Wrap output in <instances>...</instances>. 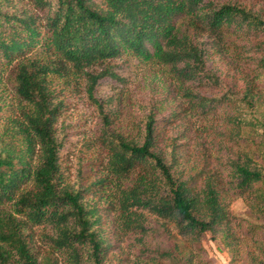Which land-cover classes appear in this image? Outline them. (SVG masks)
Wrapping results in <instances>:
<instances>
[{"label":"trees","instance_id":"trees-1","mask_svg":"<svg viewBox=\"0 0 264 264\" xmlns=\"http://www.w3.org/2000/svg\"><path fill=\"white\" fill-rule=\"evenodd\" d=\"M183 17L213 34L260 40L255 62L264 71V17L239 3L0 0V96L8 95V79L18 99L15 115L0 123V264H106L110 244L101 232L103 214L87 198L93 191L115 213L123 232L139 234L137 255L147 264L206 263L202 241L207 234L222 240L233 261L264 264L263 103L251 88L240 94L226 86L209 65L204 43L180 33L177 21ZM123 53L170 65L190 109L205 117L222 109L232 124L230 136L243 151L225 157L220 171L198 179V173L186 176L177 144L160 148L161 117L154 110L130 137L113 128L101 108L104 176L86 187L71 183L61 163L65 138L57 130L62 104L51 88V75L60 67L56 61L85 70ZM107 75L118 77L110 69L86 72L89 97L99 107L95 89ZM209 85L222 87V93L194 90ZM1 102L5 97L0 110ZM235 197L245 199L246 216L228 207L227 200ZM169 225L193 245L192 252L144 243L151 231L166 233ZM36 228L53 251L42 258L34 246Z\"/></svg>","mask_w":264,"mask_h":264},{"label":"rangeland","instance_id":"rangeland-1","mask_svg":"<svg viewBox=\"0 0 264 264\" xmlns=\"http://www.w3.org/2000/svg\"><path fill=\"white\" fill-rule=\"evenodd\" d=\"M221 1L239 3L264 17V0ZM177 26L180 33H187L200 44L204 43L209 65L221 76L228 88L232 87L240 94L251 88L252 93L259 97L264 107V71H261L255 62L259 55L256 54L258 50L254 47L261 43L260 40L252 38L247 41L242 37L234 38L228 33L213 34L201 23L192 22L189 17L180 18ZM243 41L250 46L244 47ZM56 63L60 67L57 73L51 75V88L55 94V102L62 104L57 122L58 134L65 138L60 151L61 163L68 180L73 184L81 181L86 187L104 176L106 153L98 139L103 120L101 108L109 115L112 127L130 137L137 134L138 125L144 115L149 110H154L156 115L161 117L158 138L160 148L167 151L172 142L177 144L180 152L179 168L186 176L198 173V179L203 176L201 174L212 170L220 171L225 157L244 149L230 136L232 124L222 109L207 117L190 109L182 82L172 74L170 65L128 53L96 63L85 70L58 60ZM105 69L115 72L118 77L107 75L100 79L95 89V94L100 99L99 107L89 97L86 72L97 73ZM6 81L5 94L8 92V95L0 96V101L5 97V102H1L5 104L0 110L1 124L6 120V116L15 115L17 112L18 99L13 84L8 79ZM184 87L186 88V85ZM194 90L212 96L221 94L223 88L209 85L196 87ZM10 108L12 111H9ZM246 130L250 132L249 128ZM87 198L91 202L95 201L100 213L103 214L101 232L105 234L110 244L106 264H147L144 258L137 255L136 244L140 238L139 234L125 233L118 227L116 215L108 210L103 197L95 195L93 191L87 193ZM227 202L234 214L247 215L248 206L242 197L228 199ZM149 217L152 222H156L157 219ZM42 236L43 230L36 228L34 246L41 258L43 254L50 255L53 252ZM144 243L161 248L179 245L184 253L193 251V245L178 236L170 225L166 233L151 231L144 238ZM202 246L207 261L201 264H242L238 259L233 261L232 254L222 240L212 234L206 235ZM55 256L65 260L58 257V254ZM198 260L197 257L196 261Z\"/></svg>","mask_w":264,"mask_h":264}]
</instances>
